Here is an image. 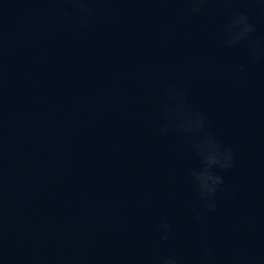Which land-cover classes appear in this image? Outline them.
I'll use <instances>...</instances> for the list:
<instances>
[{
  "label": "water",
  "instance_id": "1",
  "mask_svg": "<svg viewBox=\"0 0 264 264\" xmlns=\"http://www.w3.org/2000/svg\"><path fill=\"white\" fill-rule=\"evenodd\" d=\"M239 14L255 31L226 47ZM207 136L233 154L212 211L193 183ZM166 256L264 264V5L0 0V264Z\"/></svg>",
  "mask_w": 264,
  "mask_h": 264
},
{
  "label": "clouds",
  "instance_id": "2",
  "mask_svg": "<svg viewBox=\"0 0 264 264\" xmlns=\"http://www.w3.org/2000/svg\"><path fill=\"white\" fill-rule=\"evenodd\" d=\"M78 3V0H77ZM260 3L264 5V0H260ZM83 6V5H80ZM196 8H193L195 11ZM86 17L81 18V23H87ZM255 31L254 26L249 22L248 17L243 14L235 15L231 18V21L225 26V37L223 43L226 47H232L242 41L248 39L249 35ZM258 58V49L253 47L250 49V59L256 60ZM238 71H243V66H237ZM176 92L174 95L173 93ZM185 95L183 91L170 90L168 93L169 100H175L177 107L173 109L174 112L180 111L184 107L182 97ZM165 111L167 108L165 107ZM204 125V118L200 114H196L190 119H186L182 125L185 129L200 130ZM202 159L205 162V167L199 173L193 174V183L197 188V194L199 199L203 202L204 208L208 211H212L216 207V201L214 199L215 193L219 186L223 183V179L220 175L211 171L213 165H216L220 169H229L232 167L233 154L231 148H224L221 150L219 144L215 143L211 136H207L197 146ZM195 215L199 218L200 213L196 212ZM158 231L162 232L161 239L167 240L170 227L167 223H161L158 226ZM205 254H208V250L205 249ZM160 264H178L175 256H166L161 258Z\"/></svg>",
  "mask_w": 264,
  "mask_h": 264
}]
</instances>
